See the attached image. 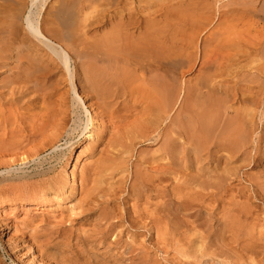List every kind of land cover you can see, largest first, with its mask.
<instances>
[{
  "label": "rangeland",
  "instance_id": "rangeland-1",
  "mask_svg": "<svg viewBox=\"0 0 264 264\" xmlns=\"http://www.w3.org/2000/svg\"><path fill=\"white\" fill-rule=\"evenodd\" d=\"M36 1L38 2L30 4L28 12L25 14V25L30 14L32 18L35 19L36 16L38 20L53 11L52 6L57 0ZM107 1L101 0L103 3L101 4L100 1L91 0L93 6L89 11L93 15H99L104 12L106 8L104 3ZM157 2L159 1L157 0ZM183 2L192 3L200 11L197 15L185 19L169 18L168 20L171 21L170 36L173 38L172 42L176 41L175 43L180 47L182 45L189 47L190 50L186 48L188 55L199 56L200 54L201 58L196 56L198 61L195 64L186 62L179 69L182 70L184 79L188 83L194 84L198 80L203 82L202 80L205 81V79L208 81L204 82L206 86L204 84L203 87L201 86L200 89L203 90L198 89L192 94L187 92L185 95L182 94L181 99L183 102L185 101L186 109L183 115L185 127L179 143L182 145L180 149L177 148L176 151L170 149L167 161L162 160L163 153L160 152V149L165 137L168 136L169 140L176 141L179 136L178 108L182 102L181 99L178 105L176 104L170 109V116L168 115L169 118L161 126L162 128L160 127L154 132L155 139L153 141L139 143L140 136L139 141L135 139V143L132 145L130 141L122 139V134L127 131L125 128V131L122 129L118 135L114 133L111 136L109 134L114 131L108 130L109 134L96 145L94 153L86 151L82 155L81 152L86 149V146H89L93 139L92 125L85 132L84 127L87 123V118H85V124L79 126L75 132L72 129L77 126L72 120L69 126H65L67 131L59 139V142L54 147H48L45 152L33 159L23 160V154L0 157V163L4 165H2L3 169L0 168V197L8 199L7 194L12 193L10 192L13 189L12 186L16 185L22 186L23 192H25L23 198L16 205H7L3 200H0V264H50L51 259L48 256L50 253L56 255L55 257L52 254L54 259L56 258V260L52 258L53 262L51 263L53 264H74L73 262H76L75 264H91V262H93L92 264H119V262L120 264H177V261L178 264H264V10H262V8L264 9V0H160L161 4L167 6ZM36 7L39 9L36 10ZM209 11H211V15ZM197 17L200 20L196 19ZM203 17H205L204 20ZM203 22H206L205 25ZM198 27H200L199 30ZM230 38L234 39L231 41ZM207 40H210L211 44ZM205 42L208 47L205 46ZM197 43H200L199 46ZM240 45L242 46L239 47ZM211 46L214 48L212 49ZM204 55L205 58L214 55V64H212L215 65L214 67L209 68L211 64L205 61ZM202 70L204 74L201 72ZM200 74L202 78H198L201 77ZM188 79L192 81L189 82ZM209 82L215 83L211 85ZM208 84L210 86H207ZM209 87L214 89L213 94L215 96H213L218 100L217 103L213 104V111L208 113L212 117L211 121L216 120L215 123H210L212 126L215 124L213 130L215 128L216 130H214V134L211 130L212 126L209 125L211 128H208L210 130L207 138H201V133L194 132L195 120L191 117L195 114L198 115L197 118L201 117V113L198 111L203 109H199L197 106L194 108L193 105L200 94H211L207 92ZM207 88L208 90H206ZM63 91L61 90L59 93L61 94ZM217 91L219 95H225L224 99L223 96L219 97ZM185 96L189 99H185ZM57 97L55 96L53 100H56ZM230 97H232L231 100ZM225 99L226 101H224ZM251 99H253L251 102L248 101ZM229 100L231 102H228ZM189 101L191 102L189 103ZM232 103L234 105H231ZM216 113L219 115L217 116ZM237 113H240L241 116ZM250 114H253V117ZM229 116L234 117V123L240 116L238 119L241 126L239 122L233 124ZM225 121H228L229 124ZM216 122L219 123L220 127L217 128ZM226 124L228 127L231 126L230 129L226 126L230 131H225ZM222 125L224 132H226L225 138L221 137L224 134L219 135L221 132L223 133L221 131ZM242 125L244 126L242 127ZM51 127L54 128V131L42 136L44 140L52 137L54 132L61 128V125L57 123L56 125L52 124ZM245 130L251 131L248 134ZM210 132L213 134L211 136L212 142L210 141ZM70 134H73L75 138L71 139ZM202 139L203 141H201ZM38 145H28L25 149L29 151V154H33ZM55 148L57 149L55 150ZM129 150L130 153L125 154ZM79 155L82 156L78 158ZM122 157L125 162L121 161ZM140 158L147 159V163L141 168L138 167V164L141 163ZM95 161L96 163H94ZM103 163H105V168L110 169L104 173L108 174L109 177L106 176L105 185L99 189V192L95 191V195L94 193L91 195L94 197H92L93 200L89 205L85 204L83 209L100 205L103 209L117 212V217L120 220L125 218L126 221L117 228L116 233L110 238L99 241L97 234L92 231L94 225L84 227L83 221L80 220L73 226L74 230L71 232L69 219L70 217L77 218V213L80 212V209L78 211L73 209L81 196L80 179L82 172L89 171L91 166L92 168L97 167V164L103 167ZM10 168L11 170H9ZM136 169L141 171L137 179ZM3 175L6 178L1 177ZM21 177L22 179H20ZM57 178L62 180L63 184L51 186V181ZM26 179L28 180L26 181ZM28 183H33L36 187L27 189ZM163 185L166 187L164 188ZM22 187L18 193L22 192ZM260 187L262 188L260 189ZM45 193L47 194V201L49 200L45 206L41 205L43 203L41 201L45 200L44 198L39 197L33 200L31 197V194L41 196ZM163 193L164 198L162 197ZM112 198L114 199L110 201ZM231 207H234L233 210ZM99 211L100 209L97 212ZM130 212L136 218L133 226L127 216V213ZM60 230L63 233L68 230L69 233L63 237V235L60 236ZM79 232L84 237L87 234L90 235L88 240L85 242L78 241ZM69 235L72 238L71 243L66 246L61 241H64ZM50 238L54 240H48ZM49 241L51 244H48ZM55 243L60 245L56 246ZM175 245L176 247H174ZM45 246L48 247L49 254L43 255L39 249L46 248ZM198 255L202 256L199 257ZM199 258L200 260H198Z\"/></svg>",
  "mask_w": 264,
  "mask_h": 264
},
{
  "label": "bare ground",
  "instance_id": "bare-ground-1",
  "mask_svg": "<svg viewBox=\"0 0 264 264\" xmlns=\"http://www.w3.org/2000/svg\"><path fill=\"white\" fill-rule=\"evenodd\" d=\"M97 1L101 2V0H97ZM158 1L159 2H157V0H108L107 2L104 3L106 4L105 5L106 8L104 12H101L102 14L100 13L99 15L97 14L93 15L92 12L89 11L93 6L91 3V0H57L56 2L54 1L55 5L52 6L53 11H50V13L43 16L41 19L37 20L36 16L34 19L32 18L30 14V16L27 18V21H26L28 24V26L26 27L27 24L26 25L24 24L25 14L26 12H28L27 10L29 9L30 4L32 5L38 1L36 0H0V157L18 156L20 154H23L24 155L23 160L33 159L35 156H39L40 154L45 152L48 147H54L59 142V139L63 137V135L67 131V129H65V126H69L72 120L74 121V125L77 126L72 129V131L75 132L79 126L85 124V118H87V123H86V126L84 127L85 132L86 130H89L92 125L91 129H93V139L90 141L89 146L88 147L86 146V149L81 152L82 155H84L86 151L89 153L91 152L94 153L96 150V145L100 141L102 142L105 136L109 134L108 130L114 131L111 134H109L111 136L114 133H117L118 135V132L122 129L124 130L125 128L127 131L124 130L125 132L122 134L123 135L122 139L130 141L132 145H134L135 139L138 140L140 136H141V140L140 141L138 140L139 143L149 142L150 140L153 141V139H155L154 132L157 131L161 126H163L164 123H166V120L169 118L168 115H169L170 109L173 106L175 107L176 104L178 105L180 99L182 98V94L185 95L186 92L189 94H192L193 91L200 89L201 86L203 87L204 82L208 81V79L207 81L206 79L205 81L202 80L203 82H200L198 80V82L196 81V83L194 82V84L188 83L187 81H185L184 74L182 70L179 69V67L180 66L182 67L183 63H186V62L189 64H195V62L198 61L197 59L198 57H200V54L198 53L199 56L194 54L195 55L194 57V55H192L191 54L192 52L190 51L191 55H188V53H186V48L189 49V47L184 46V45L180 47L178 44L175 43L176 41L172 42L173 38H171L172 36H170V31H169V27L171 25V21L168 20L169 18L176 17L177 19L178 18L185 19V18L193 17L194 15H197L200 10L197 9L198 7L196 8L195 6H193L192 3H188V2H183L180 4H176V5L173 4V5L167 6V5L161 4L160 0ZM101 4L103 3L101 2ZM37 9L39 8L36 7V10ZM262 10L264 9L262 8ZM211 11H209L210 15H211ZM207 12L205 13L207 14ZM221 17H222V14H221ZM204 18L205 17H203V20ZM196 19H199V17H197ZM199 29L200 27H198V30ZM230 39L232 41V39L234 38H230ZM207 41H209V44H211L210 40H207ZM204 44L205 46L207 45L206 42ZM241 46L242 45H240L239 47ZM213 48L214 47H212V49ZM213 56H210L209 58L207 57L205 58V55H204V59L208 64L212 65L214 64ZM205 61L203 62L205 63ZM211 65L209 66V68L210 67L212 68L215 66V65L214 66L213 65L211 66ZM207 70H210V69H207ZM201 72L204 74L203 70ZM211 73H214V72H211ZM198 78H202V76ZM210 82L209 84L211 85L215 83V82L214 83H210ZM209 84L207 86H210ZM204 86L206 85L204 84ZM61 90H64V91L60 94L59 92H61ZM200 90H203V89H200ZM206 90H208V88ZM207 92L211 94L210 95L200 94L199 98L196 99V102L193 105L194 108H196L197 106V108L203 109L201 110L203 112L198 111L201 113V117L197 118L198 115L196 114L195 116L192 115L191 117V119L195 120L194 132L201 133L200 135L201 138L202 137L207 138L208 132L210 130L208 128L212 126L210 125V123L211 122L215 123L216 121V120L211 121L212 117H210L208 113H210V111L214 109L213 104L217 103L218 100L217 98L214 97L215 96L213 94L214 89H211L209 87V91ZM216 93H218V91ZM55 96H58V97L56 98V100H53ZM220 96H223V94L219 95V97ZM224 96H223V99H224ZM187 98L188 97H186L185 99ZM231 99L232 97H230V100ZM230 100L228 102H231ZM252 100L253 99L248 100V101L251 102ZM181 101L182 102L178 108L179 109L178 118H180L179 119L180 122H179V126L176 125L179 128L178 130L179 136H178V139H176V141L169 140L168 136L165 137L163 145L160 149V152L163 153L162 155L163 161H167L168 151L170 149L176 151L178 150L177 148L180 149V147L182 146L179 143L183 136V130H184L183 128L185 127V124H184L185 121H183V115H184V110L186 109V103L185 101L183 102V99H181ZM224 101H226V99ZM190 102L191 101H189V103ZM233 103L231 105H234ZM190 106H192V104ZM237 114L240 115V113H237ZM218 115L219 114H217V116ZM250 115L253 117V114H250ZM235 117H236V114H235ZM176 118L174 119L176 120ZM238 118L237 120L235 119L237 121L235 122L236 124L239 122ZM233 119L234 117L231 118V122H233ZM241 119L243 118L241 117ZM228 121H225V122H228ZM188 122H189V118H188ZM244 122H247V121H244ZM57 123L61 125V128L57 129V131L54 132L52 137H49L47 140H44L42 136H45V134L50 131H54V128L51 127V125L52 124L56 125ZM235 123L233 122V124ZM216 124L218 125L217 128L220 127L219 123L216 122ZM228 124H226L225 127ZM233 124H231V126H233ZM239 125H240V122H239ZM214 126L215 124H213L212 128L210 127L211 130H213ZM231 126L229 127L227 126V127L230 129ZM243 126L244 125H242V127ZM227 127L225 128L226 129L225 131L229 130ZM223 128L224 126L222 125L221 131H223V133L220 131L222 134L219 132L220 133L219 135L221 136L224 134L221 137L225 138L226 132H224ZM237 128H238V125H237ZM214 130H216V128ZM245 131L248 133L251 130L249 131L245 130ZM73 134L72 135L70 134L71 139L75 138ZM212 135H213L212 132H210L209 133L210 141H211ZM201 141H203V139ZM36 144H39L38 147L36 148V152L33 154L31 153L29 154V151L26 150L27 149L26 146L28 145L34 146ZM56 149L57 148H55V150ZM68 151L70 152V150ZM149 152L150 150L148 151V153ZM62 153L64 154V152ZM129 153H130V150L125 154H129ZM82 155H79L78 158H80ZM63 157L66 158L67 156L66 157L63 156ZM92 157H94V155H92ZM61 159L63 160V158ZM123 159L124 158L122 157L121 161L125 162V160ZM139 160H141V163L138 164L139 168H141V166L147 163L146 158H142V159L140 158ZM94 163H96V161ZM2 165L3 164L0 163V168L3 169ZM9 170H11V168ZM108 170L110 169L108 167L105 168V163H103V167L97 164V167L92 168L91 166V169H89V171L86 170L82 172V176L80 179L81 186H82V191L80 194L81 196L79 195L80 196L79 202L76 206H74V209H73L74 211H78L80 209V212L77 213V216H78L77 218L70 217L69 219L70 221L69 228L71 229V232H73L74 230L73 226L76 225V223H78L81 220V222L83 221L84 227H87L86 225H94V228L92 230L93 233L97 234L99 241L100 240L104 241L110 238L112 235H114L117 231V228L119 226H122L123 222L126 221L124 218L125 213L123 214L124 219L121 218L122 220H120L119 217H117L118 216L117 212L115 213L111 210L103 209L100 207V205L97 207H95L96 205H94L93 207H89L88 209L87 208L83 209L85 204L89 205L91 200H93L92 199L93 196L91 195L93 193L95 195V191L99 192L100 191L99 189H101L102 186L105 185V182L107 181L106 176L109 177V175L104 174V173H106ZM7 172H10V171H7ZM140 172H141L140 169H136V179L140 176ZM164 174H165V171H164ZM4 175L1 177H4ZM20 179H22V177ZM27 180L28 179H26V181ZM192 181L194 182V180ZM60 182H62V180L58 178L53 179L51 181V186H55V185L61 186L63 182L62 183ZM21 187L22 186L20 185L12 186L13 189L12 191H10L12 193L7 194L6 196L8 199H3L4 197L1 196L0 200H3L4 203H6L7 205H16L25 195L24 194L25 192H23L24 191L23 187H22V192L18 193ZM35 187L36 185H34L33 183L27 184V189H31ZM165 187L166 186H164V188ZM261 188L262 187H260V189ZM46 196H47L46 193L41 196L37 194L35 195L31 194V197L33 200L39 197H42L45 199L44 201H41L43 202L41 204L42 206H45L48 204L49 200L47 201ZM162 197L164 198V193ZM113 199L114 198H112L110 201H112ZM96 208H99L100 211L97 212L99 209H96ZM134 212H136V209H134ZM259 213H260V210H259ZM95 215L96 217H94ZM3 216H6V215H3ZM127 216H128V220H130L133 226V223L136 222L135 216L133 215L132 212L127 213ZM240 230H244V229H240ZM59 233H61L60 236L63 235L64 237V235H67L69 231L67 230L65 233L61 231ZM89 236L90 235L87 234L84 237L79 232L77 235V238L79 239L78 241L85 242L88 240ZM51 239L52 238L48 240H51ZM71 239L72 238L69 235L65 238L64 241H61V243L67 246L68 244L71 243ZM48 244H51V241H49ZM147 244L149 245L150 243H147ZM55 245L58 246L60 244L55 243ZM43 247L41 248V250L39 249V251L42 252L43 255H45L46 253H48V247L46 246H45L46 248H43ZM128 247L130 248V246ZM174 247H176V245ZM52 254L50 253L48 255L51 259L50 264H53L51 263L53 262V259H54V256ZM54 260H56V258ZM198 260H200V258ZM73 263L75 264L76 262H73ZM92 263L93 262H91V264ZM176 263L178 264V261Z\"/></svg>",
  "mask_w": 264,
  "mask_h": 264
}]
</instances>
